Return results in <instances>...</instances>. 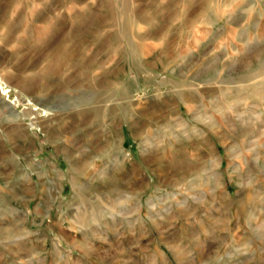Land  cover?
Returning a JSON list of instances; mask_svg holds the SVG:
<instances>
[{
	"label": "rangeland",
	"instance_id": "1",
	"mask_svg": "<svg viewBox=\"0 0 264 264\" xmlns=\"http://www.w3.org/2000/svg\"><path fill=\"white\" fill-rule=\"evenodd\" d=\"M0 264H264V0H0Z\"/></svg>",
	"mask_w": 264,
	"mask_h": 264
},
{
	"label": "bare ground",
	"instance_id": "2",
	"mask_svg": "<svg viewBox=\"0 0 264 264\" xmlns=\"http://www.w3.org/2000/svg\"><path fill=\"white\" fill-rule=\"evenodd\" d=\"M127 5V4H126ZM129 6V5H128ZM125 12V11H124Z\"/></svg>",
	"mask_w": 264,
	"mask_h": 264
}]
</instances>
